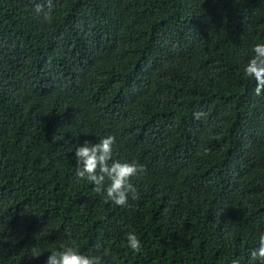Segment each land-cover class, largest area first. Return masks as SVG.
Instances as JSON below:
<instances>
[{
  "label": "trees",
  "instance_id": "trees-1",
  "mask_svg": "<svg viewBox=\"0 0 264 264\" xmlns=\"http://www.w3.org/2000/svg\"><path fill=\"white\" fill-rule=\"evenodd\" d=\"M261 40L264 0H0V264L62 243L101 264H253L264 92L241 65ZM108 134L144 166L128 206L74 174L75 143Z\"/></svg>",
  "mask_w": 264,
  "mask_h": 264
},
{
  "label": "clouds",
  "instance_id": "clouds-1",
  "mask_svg": "<svg viewBox=\"0 0 264 264\" xmlns=\"http://www.w3.org/2000/svg\"><path fill=\"white\" fill-rule=\"evenodd\" d=\"M36 10L40 11L39 6ZM241 72L245 78L255 82V95H261L264 92V40L252 45L251 55L242 63ZM114 143L112 134L101 136L94 142L87 139L76 142L72 150L74 174L78 179L89 182L93 190L106 201L117 206H128L129 198L134 200L137 197V189L130 177L142 173L144 166L135 161L114 159ZM124 241L131 251L142 250V241L135 230L126 231ZM29 251L34 258L43 254L35 246ZM108 254L109 249L105 248L103 255ZM248 258L253 264H264V231L258 233L257 244L248 250ZM43 264H101V256L87 255L71 244L62 243L44 256ZM230 264H241V260L232 258Z\"/></svg>",
  "mask_w": 264,
  "mask_h": 264
}]
</instances>
